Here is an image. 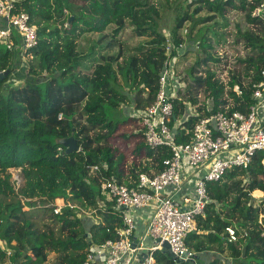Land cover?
I'll return each mask as SVG.
<instances>
[{
  "label": "trees",
  "instance_id": "1",
  "mask_svg": "<svg viewBox=\"0 0 264 264\" xmlns=\"http://www.w3.org/2000/svg\"><path fill=\"white\" fill-rule=\"evenodd\" d=\"M261 4L264 0H19L16 11L30 14L38 42L24 52L29 60L26 78L16 85L10 80L25 65L18 52L0 42V264L83 263L92 246L116 239L123 224L124 210L105 197L101 184L114 179L136 186L139 173L163 170L171 150L147 146L142 129L137 138H126L127 143L138 140L129 160L116 141L126 136L120 130L130 120L117 122L106 108L134 102L140 110L154 101L167 59V33L161 27L165 7L178 13L169 32L176 48L190 39L203 54L189 68L191 80L184 93L179 88L175 100L170 125L176 141L189 142L195 125L212 112L247 111L264 69V11L253 15ZM230 10L244 15L249 27L240 30L239 39L251 50L240 58L244 69L229 70L225 80L212 65L228 66L215 42L225 36L220 30L225 26L216 19H227ZM202 11L212 15L194 18ZM190 20V34H184ZM127 29L131 37L143 39L128 53V46L118 42ZM93 33L111 38L107 46L119 45L118 53L107 54L102 62L97 45L80 50L81 38ZM71 136L78 150L67 151L61 142ZM263 160L264 151H259L249 168L233 167L208 183L211 202L186 238L196 254L216 251L225 256L207 264H264V198L252 196V191L264 190ZM11 168H21L22 185L12 182ZM260 190L255 194L262 195ZM58 198L80 202L97 219L87 226L75 205L55 214L47 205ZM34 202L43 205L32 208ZM228 226L238 230L237 242H227ZM53 252L56 258L49 260ZM156 257L157 264H178L165 251Z\"/></svg>",
  "mask_w": 264,
  "mask_h": 264
},
{
  "label": "built area",
  "instance_id": "2",
  "mask_svg": "<svg viewBox=\"0 0 264 264\" xmlns=\"http://www.w3.org/2000/svg\"><path fill=\"white\" fill-rule=\"evenodd\" d=\"M18 1L0 0V42L8 49L16 51L21 47L25 52L37 45L38 28L28 12L16 11ZM263 11L264 4H261L253 15L259 16ZM166 35L167 59L159 77V90L138 117L146 145L167 146L171 156L163 160L162 171L139 173L136 186L114 179L101 184L105 197L113 200L117 209L124 210L123 224L117 230L116 239L92 246L81 264H135L141 258V264H157L156 253L163 251L165 241L170 243L177 258L184 254L187 259L193 258L196 253L189 249L186 238L196 230L197 218L205 215L211 202L208 183L220 180L233 167L249 168L254 155L264 151V69L262 78L253 85V102L247 111L212 112L195 125L189 142L176 141L170 125L175 116V100L179 98L175 78L180 57L187 51L186 43L176 48L170 33ZM174 50L178 53L173 54ZM91 168L95 170L98 166ZM187 176L193 190L183 193ZM21 178L19 175L17 181ZM261 191L262 197L255 190L252 196L264 198V190ZM64 201L58 198L47 206L60 214L66 207ZM69 206L73 207L70 203ZM141 210L150 212L145 237L150 238L151 244L146 246L141 242L133 246L137 228L135 212ZM225 232L227 242L239 240L235 227L228 226Z\"/></svg>",
  "mask_w": 264,
  "mask_h": 264
},
{
  "label": "rangeland",
  "instance_id": "3",
  "mask_svg": "<svg viewBox=\"0 0 264 264\" xmlns=\"http://www.w3.org/2000/svg\"><path fill=\"white\" fill-rule=\"evenodd\" d=\"M193 8L190 9L191 12H192ZM177 15H178V13L173 7H165L163 9V14H162V19H161V27L163 28V30L167 34H169V32H171V31H173L174 24H175V21L177 19ZM211 15H212V13H209L207 11H202L201 13L194 15V18H206V17L211 16ZM216 20H219L220 23H223V25L225 26V27L220 29L224 32L225 36L221 39V41H216L215 46L217 47V50L219 51V53L221 55H223L224 57H226V59L228 61V66L224 69L225 71L222 69V67H225L224 64H222L220 68H218L217 66H214V65H212V67L218 72V75L222 79L226 80V78H227L226 76L227 75L229 76V73H230L229 70L233 69L234 71H241L244 69V65L242 62H240V58H245L250 53L251 49L246 48L245 43L243 41H240L243 39H239L240 38L239 33H240V30L244 31L249 26H248L246 20L244 19V15L242 13L236 11V10H230L229 13L227 14V19H224V18L219 16V17H217ZM191 23H192L191 20L185 22L184 34H186L185 33L186 29H187V33L190 34L189 28L191 26ZM108 32H111V30H107V33ZM101 35L102 34H94V33L84 35L80 40L79 49L80 50H86L87 48L92 46V44L97 45L98 59L102 62L105 60L107 54H109V53L117 54L119 45L124 44V45L128 46V50H127V53H128L132 50V48L134 46L138 45L139 42H141L143 40L141 38L131 37L130 36V29H127L119 37V40H118L119 45L114 46V48H109L107 46V43L109 40H111V38H109L108 40H105V38L101 39V37H100ZM189 40L190 39H188L187 43L185 44L186 45L185 52L187 51L186 52L187 53L186 59L183 60V63L178 65L177 75L175 78L176 87L178 85L180 90L182 91V93L185 92L184 86H186L187 82H190V80H191V78L188 76L189 68L195 64V62L198 58L203 56L201 51H198V49H197L198 46L196 45V41H189ZM17 52H18V56L20 58V62L25 65V69L18 70V75L13 74L12 77H15V79H13V81L10 80V83H13V85L14 84L16 85V84H19V83H22L25 81V78H26L25 77L26 76L25 71L27 70V66H28V62H29L28 57L25 55V53L21 47L16 49V53ZM20 56H22V57H20ZM88 65H91V64H88ZM21 76H22V78H21ZM31 80H32V78H31ZM121 82H122V80H121ZM121 82L118 83L117 85L122 86ZM122 88L124 90H128L127 88H125V86L124 87L122 86ZM177 94H178V96H180L179 93H177ZM131 98L133 99V94H131ZM188 109H190V112L193 111L192 110L193 108H191V107H188ZM140 110H142V109H140ZM140 110L136 108L134 102H132L130 104H123L117 110L112 109L111 107L106 108L108 116L110 118L114 119L115 121L121 122L123 120H130L129 124H127V125L123 124V126L120 130V131H123L126 134V136H122L116 141V146L122 148L126 152L129 160L131 159L132 149L134 148V145H136L138 143V140H135L134 143L133 142L127 143L126 138L133 136V134H135L134 138H137V136L142 131L143 127H142L141 119L140 118L135 119L136 117L140 116L139 115ZM132 117H134V118H132ZM9 171L11 173L12 182H13V180L17 181L18 180L17 178H19V175H20L22 178L20 181H18V184L22 185L24 183V178L22 176L21 168H11ZM18 184L16 185V187H18ZM257 196H259V195H257ZM262 196L263 195H260L259 197H262ZM25 202H27V201H25ZM25 202H24V204L27 206V208L30 207ZM65 202L66 201H64V203ZM34 203L35 204H33L32 208L42 207V205H43V204H37L36 202H34ZM65 204H66V207L69 206V203L66 202ZM71 204L75 205L76 208H78L77 209L78 214L83 218V220L87 224V226L90 223H92L95 219H97L95 212L92 211L91 209L86 208L80 202H78V203L77 202H71ZM2 245H3V247L7 248L5 245V242H2ZM54 258H56L55 252L50 254L49 260H52Z\"/></svg>",
  "mask_w": 264,
  "mask_h": 264
},
{
  "label": "crops",
  "instance_id": "4",
  "mask_svg": "<svg viewBox=\"0 0 264 264\" xmlns=\"http://www.w3.org/2000/svg\"><path fill=\"white\" fill-rule=\"evenodd\" d=\"M188 178L189 176L185 178V186L183 193H188L193 190V185L188 182ZM149 216L150 212L148 210H141L135 212L137 228L135 231L134 242H136V244L141 242H144L146 246L151 244L150 238L145 237ZM197 255L199 256V258L197 259L196 264H207L210 260L217 256L225 257L224 255L218 254L216 251H205Z\"/></svg>",
  "mask_w": 264,
  "mask_h": 264
},
{
  "label": "water",
  "instance_id": "5",
  "mask_svg": "<svg viewBox=\"0 0 264 264\" xmlns=\"http://www.w3.org/2000/svg\"><path fill=\"white\" fill-rule=\"evenodd\" d=\"M9 71H7L6 73H8ZM65 146H67V151H73V150H78L79 146H78V142L77 139L74 136L65 138L61 141ZM133 246H136V242H134ZM163 251H165L166 253H168L175 262H177L178 264L181 262H188L191 264H196L197 259L199 258V256L196 254L193 258H188L186 257L187 254H184L182 257L177 258L174 253L171 250V246L170 243L168 241H165L163 243ZM143 261V258H141L137 264H141Z\"/></svg>",
  "mask_w": 264,
  "mask_h": 264
}]
</instances>
